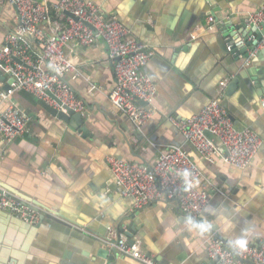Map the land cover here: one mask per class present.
<instances>
[{"label": "crops", "instance_id": "obj_1", "mask_svg": "<svg viewBox=\"0 0 264 264\" xmlns=\"http://www.w3.org/2000/svg\"><path fill=\"white\" fill-rule=\"evenodd\" d=\"M93 1L104 18L120 20L153 51L144 67L156 86L146 104L150 116L138 130L109 101L114 78L102 42L74 47L77 75L64 76L70 93L82 101L86 133L52 117L33 94L14 93L11 100L31 119L23 136L5 141L0 135V182L41 207L32 224L0 210V264H141L111 251L128 229L140 251L159 264H219L203 250L210 233L225 242L243 234L249 244H264V39L248 56L227 47L232 25L248 21L264 0ZM15 16L13 6L3 5L0 49ZM50 26L41 25L43 32ZM31 45L30 53L36 52L35 40ZM235 77L237 87L228 93ZM7 82L0 71V92ZM212 99L233 124L262 140L245 169L225 163L217 148L212 160L202 158L170 120H185ZM4 106L0 100V113ZM171 145L187 151L209 177L211 201L197 219H207L214 229L204 236L184 228L173 200L133 209L132 199L118 193L105 160L149 165ZM100 249L107 250L106 257L98 256Z\"/></svg>", "mask_w": 264, "mask_h": 264}, {"label": "built area", "instance_id": "obj_2", "mask_svg": "<svg viewBox=\"0 0 264 264\" xmlns=\"http://www.w3.org/2000/svg\"><path fill=\"white\" fill-rule=\"evenodd\" d=\"M5 4L14 7L17 21L6 32L0 49V71L8 81V87L0 92V100L5 102L0 113V135L5 141H13L28 131L30 116L11 100L18 91H27L40 101L57 106L48 91L73 110L79 112L82 109V101L70 93L69 84L64 79L66 72L77 75L70 52L74 47L93 46L99 42L107 47L112 62L114 82L107 97L136 129H141L150 111L139 101L148 104L156 92L155 83L144 72L153 51L131 37L120 20L104 18L93 0H0V10ZM247 19L261 29L264 26V3L250 11ZM53 20L55 23L51 24ZM41 25H51L50 32L44 33ZM34 40L36 52L30 53ZM13 57L20 59L21 63ZM170 120L196 153L207 160H212L217 149L205 131L215 135L227 151L223 161L241 170L252 163L262 142L249 128L236 129L217 99H212L185 120L174 117ZM105 160L118 193L132 199L133 209L166 199L175 201L182 215L198 218L211 201L209 177L190 154L178 146L171 145L160 152L149 165L113 156ZM185 169L190 173L187 186L177 175L178 171ZM0 210L23 222L32 224L38 221V211L30 202L1 186ZM206 237L203 250L208 258L219 264H264V244L247 243L241 251L230 248L215 233ZM116 247L121 254L141 264H159L142 253L138 244H130L123 232L118 234Z\"/></svg>", "mask_w": 264, "mask_h": 264}, {"label": "water", "instance_id": "obj_3", "mask_svg": "<svg viewBox=\"0 0 264 264\" xmlns=\"http://www.w3.org/2000/svg\"><path fill=\"white\" fill-rule=\"evenodd\" d=\"M76 19V18H75ZM227 28L226 26H224ZM231 31L234 30V33H230V39H229V44L232 48V52L238 51V47L240 48L239 51L245 53V56H248V50L253 48L257 42L260 40L264 39V26L261 27V29H257L252 23H249L247 20L243 21L242 23L238 25H232L230 28ZM255 36V38L253 37ZM253 38V39H252ZM14 60L18 63H21L20 59L13 57ZM238 83V78L235 77L232 79L230 83V87L228 88V93H230L231 89H235L237 87ZM8 86H6L4 89H6ZM47 94L49 97L57 104V106L49 104L45 101H39V104L42 106V108L47 111L52 117L66 123L67 125H70L72 128L76 129L78 132H87L86 127L84 125V120L83 117L79 112H75L72 108L69 106L63 104L53 93H50L47 91ZM140 104L146 105L147 103L144 101H139ZM233 120V118H232ZM235 128L238 130H242L243 126L240 127L237 123L234 124ZM205 135L212 140L213 144L215 147L218 149L219 152L223 153V155L227 154V151L225 147L221 144V141L212 133L205 131ZM135 154V153H134ZM0 186L11 191L13 194L16 196L22 198L23 200H26L27 202H30V205L33 206L34 209H37L38 207H41V205H38L25 197L23 195H20L18 191L14 190L12 187L9 185L0 182ZM212 229H214L212 227ZM132 229H128L127 231H124L125 235L129 237V243L132 244L134 243V238L132 234ZM218 236V235H217ZM220 238V237H219ZM117 240H115L114 245L111 248L112 253L117 252L116 248ZM106 252L107 250L100 249L98 252V256L101 257H106ZM108 259L112 260L113 259V254L108 257Z\"/></svg>", "mask_w": 264, "mask_h": 264}, {"label": "clouds", "instance_id": "obj_4", "mask_svg": "<svg viewBox=\"0 0 264 264\" xmlns=\"http://www.w3.org/2000/svg\"><path fill=\"white\" fill-rule=\"evenodd\" d=\"M178 176H180L181 180L184 181L185 186H187L188 178L190 177V173L188 170L178 171ZM207 211V210H206ZM182 224L184 228L189 232H198L201 236H204L207 232L212 229V224H210L207 219L201 218L197 219L192 215H186L182 218ZM230 248L233 250H244L247 246V240L245 236L242 234L235 239H230L226 241Z\"/></svg>", "mask_w": 264, "mask_h": 264}, {"label": "rangeland", "instance_id": "obj_5", "mask_svg": "<svg viewBox=\"0 0 264 264\" xmlns=\"http://www.w3.org/2000/svg\"><path fill=\"white\" fill-rule=\"evenodd\" d=\"M212 261L217 262L216 260H212Z\"/></svg>", "mask_w": 264, "mask_h": 264}]
</instances>
